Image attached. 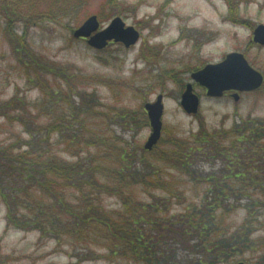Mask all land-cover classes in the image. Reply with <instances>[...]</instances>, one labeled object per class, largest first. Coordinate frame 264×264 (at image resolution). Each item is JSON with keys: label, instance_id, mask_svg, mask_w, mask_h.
<instances>
[{"label": "rangeland", "instance_id": "1", "mask_svg": "<svg viewBox=\"0 0 264 264\" xmlns=\"http://www.w3.org/2000/svg\"><path fill=\"white\" fill-rule=\"evenodd\" d=\"M31 10L40 11L41 15L22 19L20 13ZM53 12L59 14L53 17ZM93 14L98 16L101 27L114 17H122L126 25L139 30V40L130 47L112 42L103 49H96L85 39L74 37V29ZM9 17L16 32L26 33L25 44L31 53L28 59L25 58L29 63L24 60L27 65L14 51L19 45L9 34ZM260 23H264V0H87L77 5L72 0L61 3L55 0H0V105L12 96L41 102L38 86L46 84L43 81H47V85L48 82L55 85L63 81L65 85L67 75L77 77L78 83L82 82L93 95L86 97L88 104L81 115L72 109L76 116L72 119L67 116V121L61 122L76 129L79 135H98L102 153L95 162L101 168L100 172L108 176L104 180L112 182L114 170L122 166L125 147L128 152L136 151L138 157L142 155V148L151 133L144 105L162 94L161 138L152 149L145 148L148 150L145 157L149 167L160 171L165 187H157L159 184L154 181L155 184H141L137 192L143 200L149 194L145 191L161 196L172 193L176 195L171 200L172 211L183 209L184 205L200 200L206 185L191 180L164 160L176 149L174 143L190 141L196 145L195 141L203 131L228 134L241 120H264V83L258 90L241 92L235 100L229 93L222 97L208 96L206 88L196 83L191 74L208 63L221 61L229 52L240 51L264 75V45L252 40L253 30ZM54 65L60 68L52 69ZM190 82L201 100L197 114L187 113L181 104V95ZM75 100L80 102L81 99L76 97ZM51 102L55 103L53 114H46L43 106ZM66 104L58 96L42 100L38 105L39 121L62 120L66 113L69 114ZM12 107L14 105L10 106L11 117L4 116L0 110V145L3 147L7 144L18 146L20 140L27 138L16 119L17 110ZM65 141L66 138L61 136L57 142L62 157L72 159L74 153L90 157L89 149L77 139L69 144ZM96 152L91 150L90 155L94 156ZM198 165L210 167L205 161ZM113 186L119 187L118 184ZM102 197L101 202L108 209L114 211L122 207L117 195L106 192ZM152 201L148 199V202ZM167 202L170 201L167 199ZM244 217L243 208L237 207L226 221L239 223ZM6 226L5 203L0 196V264H127L125 258L111 257L103 250H96L99 253L92 259H80L84 249L71 234L67 235L69 239L55 240L49 236L41 237L35 230ZM83 234L94 237L90 246H106L105 226L94 225ZM83 234L77 237L86 239ZM100 244L103 245L100 247ZM255 260L254 256L245 262L257 264Z\"/></svg>", "mask_w": 264, "mask_h": 264}, {"label": "trees", "instance_id": "2", "mask_svg": "<svg viewBox=\"0 0 264 264\" xmlns=\"http://www.w3.org/2000/svg\"><path fill=\"white\" fill-rule=\"evenodd\" d=\"M72 1L77 5L87 0ZM53 13V17L59 14ZM20 14L25 20L41 15L34 10ZM9 19V34L19 45L14 51L27 65L25 58L31 53L26 48V33L16 32ZM77 80L67 75L65 85L60 81L55 85L48 82L49 86L43 81L46 84L38 86L41 102L56 96L66 101L69 114L62 120L39 121L41 102L28 101L26 97L12 96L0 105L6 117H11L10 106L14 105L16 119L27 134L22 142L18 138V146L0 145V196L5 203L7 228L35 230L41 237L55 240L69 239L67 235L71 234L84 249L80 259H92L99 253L96 250H103L111 257L125 258L127 264H229L250 261L254 256L257 264H264V120H241L228 134L203 131L196 145L176 141V149L164 160L191 180L204 183L206 188L198 202L172 211L171 200L176 195L145 191L149 194L144 201L137 192L141 184H155L154 181L158 182L157 187H165L160 171L147 163L148 150L142 148L138 157L136 151L128 152L125 147L122 166L114 170V181L110 182L104 180L108 176L100 172L95 162L102 153L98 135H79L76 129L61 122H66L67 116H76L74 111L81 115L88 104L86 97L93 95ZM54 104L43 106V111L53 114ZM61 136L66 138L65 144L76 139L84 144L90 157L80 153L72 155L75 159L62 157L57 149ZM91 150L97 151L94 156L90 155ZM203 161L210 167L198 165ZM106 192L117 195L124 210L108 209L102 203V194ZM149 198L153 201L148 202ZM237 207L243 208L245 217L239 223L227 222L226 218ZM97 224L106 227V246L100 244L102 249L90 246L94 237L83 234ZM79 233L86 239L77 237L82 235Z\"/></svg>", "mask_w": 264, "mask_h": 264}, {"label": "water", "instance_id": "3", "mask_svg": "<svg viewBox=\"0 0 264 264\" xmlns=\"http://www.w3.org/2000/svg\"><path fill=\"white\" fill-rule=\"evenodd\" d=\"M76 38H85L89 46L96 49L105 48L109 42H120L125 47L137 43L140 38L139 30L133 25H126L122 17H114L109 24L101 27L96 14L87 17L84 22L74 29ZM253 41L264 45V23L258 24L253 30ZM194 81L207 89V95L221 97L226 91L233 90L235 100L239 99V92L252 91L260 88L264 83L263 73L255 68L243 52L232 51L215 63H208L191 74ZM181 104L190 114H197L200 97L194 92L192 83H187L181 95ZM151 126V133L145 143L146 149H152L160 140L164 113L163 95L159 94L155 101L145 105ZM234 264H250L239 261Z\"/></svg>", "mask_w": 264, "mask_h": 264}, {"label": "flooded vegetation", "instance_id": "4", "mask_svg": "<svg viewBox=\"0 0 264 264\" xmlns=\"http://www.w3.org/2000/svg\"><path fill=\"white\" fill-rule=\"evenodd\" d=\"M233 91H228L227 93L232 94Z\"/></svg>", "mask_w": 264, "mask_h": 264}]
</instances>
